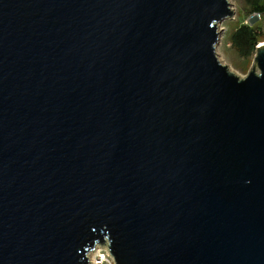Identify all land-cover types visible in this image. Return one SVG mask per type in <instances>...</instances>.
<instances>
[{"label": "water", "instance_id": "1", "mask_svg": "<svg viewBox=\"0 0 264 264\" xmlns=\"http://www.w3.org/2000/svg\"><path fill=\"white\" fill-rule=\"evenodd\" d=\"M230 0H0V264H264V42Z\"/></svg>", "mask_w": 264, "mask_h": 264}, {"label": "rangeland", "instance_id": "2", "mask_svg": "<svg viewBox=\"0 0 264 264\" xmlns=\"http://www.w3.org/2000/svg\"><path fill=\"white\" fill-rule=\"evenodd\" d=\"M230 2L232 3L234 14L231 17L225 19L219 26L221 37L217 47V53L221 62L227 65L230 71L240 76H246L255 64V55L250 58H242L241 56H239L235 49H233L231 46L230 36L232 31L241 23L242 19H245L246 23H254L259 20V17L258 15H253L246 19L242 12L243 1L230 0ZM263 42L264 41L260 42V44H262ZM94 249L90 252L91 254L89 253V257L91 256V259L96 253V249L95 251Z\"/></svg>", "mask_w": 264, "mask_h": 264}, {"label": "trees", "instance_id": "3", "mask_svg": "<svg viewBox=\"0 0 264 264\" xmlns=\"http://www.w3.org/2000/svg\"><path fill=\"white\" fill-rule=\"evenodd\" d=\"M243 15L248 19L254 14H260L259 20L246 23L245 19L232 31L230 43L242 58H250L256 53L260 42L264 41V0H242Z\"/></svg>", "mask_w": 264, "mask_h": 264}, {"label": "built area", "instance_id": "4", "mask_svg": "<svg viewBox=\"0 0 264 264\" xmlns=\"http://www.w3.org/2000/svg\"><path fill=\"white\" fill-rule=\"evenodd\" d=\"M258 15L260 18V14ZM96 253L93 255L92 259L90 256V264H115L112 256L105 247L97 246Z\"/></svg>", "mask_w": 264, "mask_h": 264}, {"label": "bare ground", "instance_id": "5", "mask_svg": "<svg viewBox=\"0 0 264 264\" xmlns=\"http://www.w3.org/2000/svg\"><path fill=\"white\" fill-rule=\"evenodd\" d=\"M96 248H97V247H96ZM96 248H95V249H96ZM95 249H94V251H95ZM90 254H91V253H90Z\"/></svg>", "mask_w": 264, "mask_h": 264}]
</instances>
